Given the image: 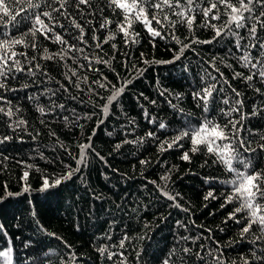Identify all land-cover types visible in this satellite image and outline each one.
<instances>
[{
	"label": "trees",
	"instance_id": "obj_1",
	"mask_svg": "<svg viewBox=\"0 0 264 264\" xmlns=\"http://www.w3.org/2000/svg\"><path fill=\"white\" fill-rule=\"evenodd\" d=\"M197 3L204 6L207 0H197ZM94 6H104V0H94ZM13 7L19 12L20 8L28 7L27 0ZM31 11L20 12L17 16L20 23L9 24L7 29L0 27V32L21 36L30 27ZM104 14L114 21L119 19L106 7ZM195 15L192 31L185 23L177 22L173 28L165 21V39L153 40L143 24L134 23L138 42L128 44L123 34L116 31L115 23L109 30L99 29V14L85 16L80 22L91 19L98 29L95 34L101 40L107 38L109 31L115 33V39L97 49L91 25L86 27L89 45L86 54L93 58L92 67L99 71H89L87 67L78 69L80 80L73 77L72 83L65 78V63L41 60L33 49L16 47L17 52H27L29 57L37 55L33 63L38 62L48 76L41 75L40 71L35 76L17 73L8 81V87L17 90H0V95L11 102L14 110L20 109L11 121L0 113V138L11 137L0 143V198H3L0 199V250L12 248V264H113V261L120 264L116 257L108 260L107 254L100 255L97 248L102 246H108L109 251H123L127 264H163L173 251L175 255L170 264L172 261L180 264L181 257L184 264H215L208 250L213 255H220L222 251L223 264H244L245 259L249 264H257L253 251L259 255L264 250V240L253 242L251 232L241 239V224L228 219L239 205L235 200L225 205V197L232 191L231 184L226 182L235 179V173L220 162L213 163L216 157L207 153L204 145L200 151L189 153L190 161L182 160L183 152L191 148L188 139L181 141L183 148L175 145L167 151L159 148L160 141L171 139L189 123L198 126L205 115L223 120L219 109L229 106L222 100L228 98L235 106V100L240 99L244 102L241 112H233L232 116L235 120H241V114L244 116L239 136L246 145L241 148L237 141H232L237 154L233 167L249 173L264 171V148L260 147L264 144L261 139L264 136V82L258 77L252 81L242 77L234 79V73L247 76L250 69L238 61L240 54L232 43L233 38L226 35L213 40V30L204 26L199 12ZM171 19L179 21V17ZM223 19L226 17L222 16ZM213 23L219 25L221 21ZM152 26L159 27L155 22ZM73 32L74 29L64 34L69 43L75 42L71 38ZM172 34L190 48L174 63H156L172 60L181 48ZM194 39L213 42L194 44ZM36 40L41 52L43 48L50 53L60 48L39 35ZM258 54L259 49L252 50L253 57ZM97 57L107 63H97ZM18 58L24 63V57ZM145 60L152 63L146 64ZM79 63L87 65L82 58ZM213 64L223 73V78ZM67 65L76 67L72 60ZM85 76L86 82L82 80ZM105 77L110 82L105 88L92 83H103ZM128 80L131 83L108 106L105 114L102 109L115 90L112 85L119 88ZM77 82L79 88L75 87ZM208 83H215L223 91L214 93L216 103L205 114L192 93ZM61 84L68 88L67 92L60 88ZM45 89L57 90L56 96L50 97ZM233 89L240 93L239 97ZM29 96L36 99L30 100ZM53 104L65 107L61 109ZM37 105L44 107L48 114L41 115ZM0 106L8 107L3 101ZM18 119L27 123L15 127L13 122ZM161 122L167 125L165 129L159 128ZM10 123L13 127H9ZM150 131L156 133L155 139L146 135ZM138 138H143L142 142ZM89 143L86 164L78 166L80 145ZM242 161L250 162L247 169ZM69 166L80 170L71 179L41 190L45 178L51 183L67 173ZM25 171L27 180L23 179ZM164 176L169 179L162 180ZM161 190L176 200H169ZM209 191L216 199H204ZM237 219H246V213H237ZM106 234L112 239H107ZM124 234L129 237L125 248L112 247ZM255 234L260 235L258 231ZM183 236L191 239L183 240ZM185 247L192 249V253H183ZM196 253L204 256V262L198 260Z\"/></svg>",
	"mask_w": 264,
	"mask_h": 264
},
{
	"label": "snow or ice",
	"instance_id": "obj_2",
	"mask_svg": "<svg viewBox=\"0 0 264 264\" xmlns=\"http://www.w3.org/2000/svg\"><path fill=\"white\" fill-rule=\"evenodd\" d=\"M24 0H0V27L7 29L9 24L16 26L20 23L17 16L20 12H30L28 19L30 20V27L21 36L15 37L10 36L7 31L0 32V90L4 91H16L17 89H10L8 87V81L10 78H14L17 73L27 72L29 75L35 76L36 71H40L41 75L48 76L46 69H43L41 65L34 61H37V55L31 57L28 56L27 52H17L16 47L21 46L23 48H31L37 52L41 60L58 61L63 62L67 66V71L64 73L65 78L72 83V78L78 76V69H83L87 67L89 71H99L92 67L93 58L86 54V49L89 47L88 41L86 39L87 32L86 27L91 25L92 40L95 42V47L97 49L101 48L103 44L108 43L110 40L115 39V33L109 31L107 38L101 40L99 36L95 33L98 29L93 25L91 19L86 20L85 23H81L80 20L84 19L85 16L95 17L99 14L100 22L99 29L109 30L110 26L115 23L116 31L122 33L124 36L125 44L137 43L136 37L139 33L133 30L134 23H141L146 28L149 35L155 40L156 37L161 39L166 38V34L163 32L165 27V21L169 23L171 27H175L177 22L185 23L189 29L192 31L193 24L196 19V13L199 12L203 17V23L205 27H209L215 33L213 40L222 38L224 36H230L233 38L232 43L236 49V52L240 55L237 57L241 66L250 69V74L245 76L242 72L234 73V79L237 77H242L246 81H252L254 77H258L262 82H264V0H207L204 6L197 3V0H104V6L96 8L94 6V0H27L28 7L20 8L19 12L15 10L13 5H20ZM105 7L110 10L112 15L119 17L117 21H114L110 16L104 14ZM223 8L221 13L220 9ZM170 13V14H169ZM79 16V19L77 18ZM179 17V21L172 20L171 17ZM222 16L226 19L222 20ZM67 21L68 23H63ZM213 21H221V23L215 24ZM153 22L158 25V28H154ZM59 29L60 31H57ZM72 29L75 32L72 33V37L75 42L69 43L68 40L64 39V34L69 33ZM37 35L43 37L45 40H50L51 42L60 45V48L56 52H49L47 48H43L42 52L38 48L36 37ZM31 37V41L27 40L26 37ZM172 38L176 40L178 44H181L179 51L173 56L172 60L169 61H157L156 63H174L179 60L184 51L190 48L189 44H183L174 34ZM213 41H199L194 39L192 43H212ZM113 48L116 47L115 44L112 45ZM259 49V54L253 57L252 50ZM231 52V50H229ZM79 53V56L76 54ZM143 56V54H141ZM18 57H24V63ZM87 61V65L79 63L80 59ZM72 60L73 64L76 65L75 68L68 66L67 61ZM97 63H107L102 58H96ZM144 63L151 64L152 61L145 60ZM27 65V67L25 66ZM216 72L219 73V69L212 65ZM255 70V71H251ZM139 74V73H138ZM221 78H223V73H219ZM210 76V74H207ZM211 80H216V77L210 76ZM84 82L87 81V77H83ZM225 82H227L225 80ZM35 83V81H33ZM92 83L97 84L101 88H105L110 84L107 78H104V82L93 81ZM131 81H125L122 86L117 88L112 85L115 89L112 94L107 98V103L103 107V112L107 114L108 106L118 99V97L123 94L125 88ZM28 87V85H24ZM75 87L79 88L80 84L77 82ZM63 91L67 92L68 88L63 84L60 85ZM89 91H93L89 88ZM217 91H223V89H217L215 83H208L201 87L197 91H193L192 96L198 104L197 106L202 109V112L207 114L210 111V105L216 103L214 93ZM237 97L240 96L239 92L235 89ZM260 92V89H256ZM45 92L50 94V97H55L57 90L45 89ZM164 95L163 92L160 93ZM142 95V94H141ZM30 100H35L36 97L29 96ZM75 99V97H72ZM0 101L7 104L8 107L0 106V113L8 117L11 121L12 118L20 111L19 107L15 110L11 105V102L6 100L3 95H0ZM155 103V101H153ZM224 105H228L227 108H220V115L223 120H215L209 118L207 115L204 116L202 121L199 122L198 126L193 127L190 123L187 128L182 129L177 132L171 139H165L159 142V148L161 151H167L174 145L183 148L181 141L188 139L191 143V148L188 151L183 152L181 159L184 161H190L191 156L189 153H196L200 151V146L204 145L206 152L212 154L216 157L213 163L220 162L225 165L228 171L235 173V179L230 182L232 186L231 193L225 197V205L232 203L234 200L239 202V205L235 207L234 211L228 216L229 220H234L236 223L241 224V239L245 238L246 234L253 233V242L264 240V171L246 172L239 171L233 167V161L237 159L236 148L233 146L232 141L235 140L239 143L241 148H244L246 141L239 136L242 129V120L244 119L243 114H241V120H235L232 116L233 112H241L243 107V101L240 99L235 100V106L230 104V100L225 98L222 100ZM53 107H59L64 109L63 104L55 105ZM174 107V106H173ZM37 111L41 115L48 114L44 107L37 105ZM253 115L257 114V110L254 108ZM147 117V112H145ZM67 120V117L64 118ZM153 120H149L152 123ZM15 127H20L25 125L27 122L23 119H18L13 122ZM103 123V120H101ZM9 127H13L10 123ZM15 127L13 130H15ZM167 125L163 122L159 123L160 129H165ZM148 137L156 138L155 132H148L146 134ZM11 139L9 136H4L0 138V143ZM91 139V138H89ZM142 142L143 138H138ZM264 140V136H261ZM126 143H135L136 141H125ZM227 142V143H225ZM119 147V145H117ZM264 148V144L260 145ZM91 148V144L80 145V157L77 159V165L86 164V153L87 150ZM246 150L251 151L252 149L247 148ZM7 159V157H5ZM142 164L147 163V161H141ZM207 163V161H205ZM245 169L249 167L250 162H243ZM28 167H31L29 165ZM80 170L79 167L72 169L69 166V171L65 173L62 177H59L49 182L48 178L43 181V186L41 190H46L51 187H55L62 183L63 180L71 179L75 172ZM28 172H24L23 179L27 180ZM162 180L167 181L169 177H161ZM155 183V181H151ZM25 191L28 190V186H25ZM169 200L175 201L176 197L170 195L168 192H163ZM8 195H12L8 193ZM178 195V194H177ZM212 198L216 199L213 192L209 191L204 197L205 200ZM3 199V198H0ZM225 205H221L224 207ZM176 207H180L179 204H175ZM245 212L246 219H237V213ZM253 226H256L255 229ZM210 231V230H209ZM260 235H256V232ZM106 238L111 240V235L106 234ZM129 237L124 234L119 240L118 244L114 243L112 247H118L119 249L125 248V241ZM183 240H189L191 237L183 236ZM200 239V237H196ZM27 246V245H26ZM70 247V246H69ZM203 248V245L200 246ZM217 250H219V245H217ZM100 255L107 254L108 260H113L114 257L119 259L120 264H127V257L124 256L123 251L114 252L109 251L108 246H102L97 248ZM183 253L191 254L192 249L183 248ZM208 256L215 261V264H223L222 255H213L212 250H208ZM74 255V254H73ZM175 252L169 254L163 264H170L172 256ZM199 261L204 262V256L200 253H196ZM140 253H137V259H139ZM0 259H2L3 264H12V248L8 247L5 250H0ZM253 260L257 264H264V250H261L260 254L257 255L253 251ZM115 264V261H113ZM175 264V261H172ZM180 264H184L183 257L180 258ZM244 264H249L248 260H244Z\"/></svg>",
	"mask_w": 264,
	"mask_h": 264
}]
</instances>
